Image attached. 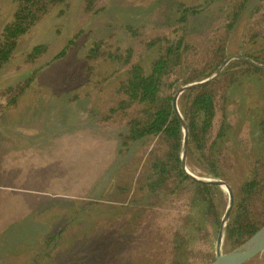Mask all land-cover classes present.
Segmentation results:
<instances>
[{
    "label": "rangeland",
    "instance_id": "obj_1",
    "mask_svg": "<svg viewBox=\"0 0 264 264\" xmlns=\"http://www.w3.org/2000/svg\"><path fill=\"white\" fill-rule=\"evenodd\" d=\"M83 1L68 0L64 13L50 10L17 39L0 67V264H210L219 228L194 189H167L158 197L117 189L144 175L146 152L156 140L142 139L118 152L126 119H99L113 105L123 66L104 56L85 59L92 44L102 41V51L131 48L132 61L138 60L149 39L181 33L176 2L193 6L204 0H96L89 12ZM238 1L215 0L193 20L185 64L200 67L220 43L228 57L264 58V0H249L231 36L220 40L229 7ZM15 9L12 0H0V32ZM152 59L147 55L143 63ZM234 75L213 86L212 135L220 121L226 127L210 151L220 178L196 153L185 154V167L197 178L223 180L235 200L251 175L264 183V75ZM27 77L31 82L16 104H8L7 88ZM213 201L222 218L229 204L225 187L219 186ZM248 210L252 220L264 222L263 189ZM227 221L221 253L235 247ZM246 264H264V251Z\"/></svg>",
    "mask_w": 264,
    "mask_h": 264
},
{
    "label": "trees",
    "instance_id": "obj_2",
    "mask_svg": "<svg viewBox=\"0 0 264 264\" xmlns=\"http://www.w3.org/2000/svg\"><path fill=\"white\" fill-rule=\"evenodd\" d=\"M12 1L16 5L15 12L11 21L0 32V67L10 57L17 39L31 26L53 8H60L59 13H64L68 6V0ZM214 2L215 0H204L193 6L176 2L175 11L177 22L181 26L179 28L181 33L172 38L163 35L149 39L145 43V53H142L138 60L132 61L134 53L131 48L118 53L102 51L100 48L102 41L92 44L85 59L91 61L104 56L112 63L121 62L123 66L118 69L121 70L118 75L120 80L115 88L113 105H110L107 112L99 119L105 122L113 118L114 115H121L126 119L123 131L117 135L120 146L118 152L122 153L124 149H128L130 145L140 142L142 139L156 140V144H153L146 152L144 175L137 174L131 177L126 180L124 187L122 184L117 186V189L130 193L133 188L152 197H158L167 189L173 194L182 190L187 191L188 188L194 189L201 202L206 203V210L211 214L213 224L219 228L221 214L217 211L216 203L214 204L215 201H213V194L219 190V186L196 182L183 171L180 159L183 129L173 108V96L180 85L210 77L228 57L226 49L220 43L217 51H214L213 58L205 61L200 67H193L190 62L185 64V55L190 49V44L186 40L187 30L193 20L204 13ZM248 3L249 0H240L229 7L230 11L224 18L222 31L218 33L221 34L220 40L228 39L231 36L241 14L246 8H249ZM95 4L96 0H84L83 11L93 10ZM255 37L252 35L249 38ZM66 48L59 52L58 57L65 54ZM152 54L153 59L145 65L144 58ZM242 56L264 65L263 56L252 53L242 54ZM232 69H236V71ZM250 73L264 75V67L256 66L242 58H231L215 78L196 87L188 88L178 96V110L187 128L186 154L196 153L201 163L207 166L214 178H220V174L217 171L216 163L211 158V152L218 140L223 137L226 127L224 122L220 121L212 135L213 122L216 117L213 86L224 76L237 74L241 77L240 75ZM173 75L175 76L172 77ZM30 82L31 77H27L14 86L8 87L6 93L10 92L11 95H9L7 103L15 105L17 98L25 91ZM159 144L162 145L159 146ZM259 188L264 190V183L260 184L259 175L255 173L243 182L241 196L235 197L225 227L227 237L233 241L235 246L242 243L264 224L259 220H252L248 210V204L251 198L257 194Z\"/></svg>",
    "mask_w": 264,
    "mask_h": 264
},
{
    "label": "water",
    "instance_id": "obj_3",
    "mask_svg": "<svg viewBox=\"0 0 264 264\" xmlns=\"http://www.w3.org/2000/svg\"><path fill=\"white\" fill-rule=\"evenodd\" d=\"M236 57L242 58L246 61H249L256 66L264 67V65L257 64L247 57H243L240 55H237ZM230 58L231 57H226L224 59L223 63L216 70L215 74H213L212 76H210L204 80L195 81V82H191V83L180 86L173 96V108H174L175 113L177 114V116L180 119L182 129H183V145H182L181 156H180L181 167H182L183 171L185 172V174L187 176H189L192 180H194L196 182L215 184L217 186L225 187V189L227 190V192L229 194V204H228V207H227L223 217L221 218V224H220L219 231L217 234L215 258L213 259V261L210 264H246L247 262H249L254 257L258 256L260 253H262L264 251V224H263L261 227L258 228L257 231H255L251 236H249L247 239H245L242 243L238 244L237 246H235L234 248L230 249L227 252H224V253L220 252V245H221V240H222V236H223V229H224L225 223L229 217L231 208L233 206V201H234V195H233L232 189L226 182H224L221 179L197 178L193 174L188 172L186 167H185V154H186V146H187V128H186V125H185V123H184V121H183V119L179 113L178 107H177L178 96H179V94H181L184 90H186L188 88L196 87L198 85H201V84L211 80L215 75H217L221 71L223 66L227 63V61Z\"/></svg>",
    "mask_w": 264,
    "mask_h": 264
}]
</instances>
